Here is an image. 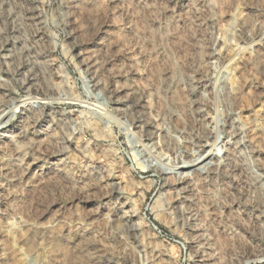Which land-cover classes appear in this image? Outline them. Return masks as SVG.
I'll list each match as a JSON object with an SVG mask.
<instances>
[{
	"label": "rangeland",
	"instance_id": "obj_1",
	"mask_svg": "<svg viewBox=\"0 0 264 264\" xmlns=\"http://www.w3.org/2000/svg\"><path fill=\"white\" fill-rule=\"evenodd\" d=\"M32 261L264 264V0H0V264Z\"/></svg>",
	"mask_w": 264,
	"mask_h": 264
},
{
	"label": "bare ground",
	"instance_id": "obj_2",
	"mask_svg": "<svg viewBox=\"0 0 264 264\" xmlns=\"http://www.w3.org/2000/svg\"><path fill=\"white\" fill-rule=\"evenodd\" d=\"M35 14V13H34ZM37 17V16H36ZM32 99H37V100H40V102L42 103V104H45V103H48L47 101H46V97L45 96H43V94L42 93H40L38 90L37 91H35V93H33L32 95H30L29 97H27L26 99H24V100H21L20 101V103H24V102H26V101H28V100H32ZM92 106H94V108H101L99 105H97V104H94L93 103V105ZM199 115L202 117L203 115L201 114V113H199ZM150 135V134H149ZM45 229V231L47 230V228L46 227H44ZM33 252V250L32 249H23L22 250V253H23V256L25 257V256H27V255H31V253ZM35 254H36V252H35ZM29 257H32V256H29ZM36 257V256H35ZM99 258V257H98ZM97 259V258H96ZM100 259V258H99ZM42 261V260H41ZM98 262V261H97ZM101 262V261H100ZM30 263H36L35 261L33 262H30Z\"/></svg>",
	"mask_w": 264,
	"mask_h": 264
}]
</instances>
